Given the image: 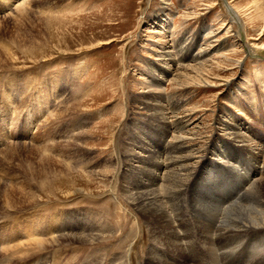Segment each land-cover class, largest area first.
<instances>
[{
    "label": "rangeland",
    "instance_id": "rangeland-1",
    "mask_svg": "<svg viewBox=\"0 0 264 264\" xmlns=\"http://www.w3.org/2000/svg\"><path fill=\"white\" fill-rule=\"evenodd\" d=\"M209 41L224 52L209 63L218 87L171 85L174 69L214 55ZM254 43L264 45V0H0V264H164L166 255L176 264H264V228L222 232L227 209L264 180V153L231 130L264 151V50ZM145 95H160L167 121L137 102ZM193 149L183 188L162 196L177 231L175 246L163 247L125 189L136 178L163 184L171 161ZM131 153L129 166L159 154V165L142 163L155 175L131 174ZM67 166L74 178L114 172L69 196L83 186L65 179ZM34 237L65 244L6 254Z\"/></svg>",
    "mask_w": 264,
    "mask_h": 264
},
{
    "label": "bare ground",
    "instance_id": "bare-ground-1",
    "mask_svg": "<svg viewBox=\"0 0 264 264\" xmlns=\"http://www.w3.org/2000/svg\"><path fill=\"white\" fill-rule=\"evenodd\" d=\"M30 3V2H29ZM23 5V4H22ZM25 5V4H24ZM24 6L20 7V13H24L27 14V16H29L28 14V8L26 10V8L23 10ZM211 8V7H210ZM238 8V7H237ZM231 9V8H230ZM32 10V9H31ZM238 10L240 11L241 15H243V12L238 8ZM232 11V10H231ZM34 12V11H33ZM234 12V11H233ZM12 15V14H11ZM22 15V14H21ZM232 15V14H231ZM235 17H233L235 20L236 19H240V15L239 13L234 14ZM12 17V16H11ZM8 18V17H7ZM225 27H228V32L226 37H231L233 36V33L231 32V30L233 29L231 27V25L227 22L224 23ZM210 31V30H209ZM209 37L212 38L214 37L213 32H211L209 34ZM254 39V38H251ZM257 41V39H255ZM208 46H213L212 42L209 41L207 42ZM107 45V44H106ZM253 45L255 46H259V48H261L262 50H264V45L260 46L256 43H254ZM213 47H218V49L213 53L214 55H210V59H206V54L205 52H201L198 57L197 60L193 61L195 64L191 65H183L180 66L179 64V68L174 69V71L172 72L173 76L171 79V85L175 86V87H185V86H195V87H200V86H212V87H218V82L215 83L214 81H209V73L211 71L212 66L209 64L211 62L214 61L215 58L218 57V54H220L221 52H223L220 48L221 46L218 45V43H216V45H214ZM178 48V47H177ZM208 47L205 46V49H207ZM170 53V52H166ZM224 53V52H223ZM222 53V54H223ZM234 53L236 54V52L233 50V55ZM221 54V55H222ZM179 55V54H178ZM219 55V56H221ZM183 57V56H182ZM228 56L225 55L222 57V59H226L227 60ZM167 60V59H166ZM210 67V68H208ZM171 69V68H170ZM210 69V70H209ZM165 72V71H164ZM208 74V75H207ZM147 84V83H146ZM220 86V85H219ZM160 87V86H159ZM175 89V88H173ZM160 90V89H159ZM161 92V91H160ZM151 93V92H150ZM156 95V94H155ZM160 95L157 96H152L149 97L148 95H145L142 97V99L137 98V102L139 101L141 103L142 106H144V110L147 113H151L152 116L156 117V118H160L161 121H167L169 119V116L167 114V110H166V106L164 105V103L162 102V100L159 98ZM141 100V101H140ZM136 101V100H135ZM184 105V104H183ZM187 117V116H186ZM54 118V117H53ZM190 119V118H189ZM115 121L114 119L112 120V122ZM111 122V123H112ZM119 123V122H118ZM170 123V122H169ZM123 124V123H122ZM166 124V123H165ZM168 124V123H167ZM175 124V123H174ZM112 125H114V123H112ZM50 126V125H49ZM61 127V126H60ZM236 127V126H235ZM46 128V127H45ZM238 128V126H237ZM116 129V128H115ZM177 129V128H176ZM46 130V129H45ZM83 130V129H82ZM173 130V129H172ZM232 131H236L235 129H231ZM245 130V129H243ZM179 131V130H178ZM230 131V130H229ZM180 132V131H179ZM232 132L233 136H235L234 139H238L239 142L245 143L247 144V147L250 149H254L256 151H259L260 154L264 153L263 150H261L259 147H254L255 145H253V143L249 140L248 137H246L244 134H240L237 132ZM246 133V132H245ZM83 135H85L83 133ZM190 135V134H189ZM120 137V136H119ZM192 140L193 142H195L196 138L193 136V138H189V140ZM45 140V139H44ZM116 140V139H115ZM152 140V139H151ZM187 138H182V136L180 137V139L178 141L183 142L186 141ZM188 140V141H189ZM114 141V140H113ZM114 143V142H113ZM231 144V142H230ZM26 145V144H25ZM45 145V144H44ZM182 147L179 148V150H184L185 145L181 144ZM18 146V144H17ZM20 146V145H19ZM41 146V145H40ZM172 146V145H170ZM257 146V145H256ZM42 147V146H41ZM175 148V146H172ZM191 147V146H190ZM189 147V149H190ZM171 148V147H170ZM16 149V148H15ZM159 149V148H158ZM4 150V149H3ZM17 150V149H16ZM39 150H41L39 148ZM191 150L190 152H188V156H186L185 158H178L175 160L171 161V165H174V168L171 169L168 172H165L163 175V179L165 180L163 184H159V185H154L151 183H146V184H142L138 178H136L137 180V184L136 186L133 184V188L132 189H125V193L124 195L126 196L125 199H127L129 202V204H131V206L135 207L136 211L139 213V215L142 216V218L146 219L150 225V227L152 228V230L155 233H158L162 238H160L161 242L163 243V247H174L176 242H175V235L177 233L176 229H175V225H173L174 223H172V218L170 219V211H168L167 206L165 205L162 196L163 194L166 192H170V191H174L177 189H180L185 182L188 180V178L190 177L191 171L193 170L194 166L193 164L190 163L191 160H193L194 158L198 157V150ZM42 151V150H41ZM151 151V150H150ZM16 152V151H15ZM252 152V151H251ZM14 153V152H13ZM174 153V150L173 152ZM9 154V153H7ZM148 154V153H147ZM14 155V154H13ZM12 155V156H13ZM125 155V154H124ZM123 155V156H124ZM128 155V154H127ZM171 155V154H170ZM143 156V155H142ZM159 154H149V158L146 159V157L141 158L139 160V163L137 166H129L128 162L129 159L134 157V153L130 154V156L128 157L127 160V168L128 171L131 172V174H135L136 176L138 174L141 173H149L150 170L147 168H144V166H142L143 162H146L147 160L150 161L151 163H148L149 165L153 164H158V162H153L154 159L156 161L160 160L158 158ZM181 156V155H180ZM3 157V156H2ZM120 157H122L120 155ZM175 157V156H174ZM4 158V157H3ZM14 158V157H13ZM115 158V157H114ZM124 158V157H123ZM127 158V157H126ZM162 158V157H161ZM172 158V157H171ZM6 159V158H5ZM12 159V158H11ZM4 160V159H3ZM59 160V159H58ZM115 160V159H114ZM170 160V158H169ZM9 161V160H8ZM188 161V164H184L185 162ZM7 162V161H6ZM65 162V161H64ZM63 162V164H64ZM131 162V161H130ZM166 162V161H164ZM66 163V162H65ZM161 163V162H160ZM141 164V166H140ZM156 166V165H155ZM169 166V165H168ZM120 167V166H119ZM123 167V166H121ZM142 167V168H141ZM170 167V166H169ZM168 167V168H169ZM68 171L69 176L65 179H68L69 181L72 180L75 182V185H79L78 182H81V189L75 187L74 190H72L69 193V196H73L78 192H83L85 190H97L102 182L108 181V178L110 176H112L114 169L112 168H108L106 170H104V173H100L95 175L96 178L90 177L87 175L86 176H82L81 177H77L74 178L73 176H70L72 173H74V168H69L68 166L65 167ZM80 170V169H79ZM159 170V169H158ZM123 171V170H122ZM167 171V170H166ZM125 172V171H124ZM150 173H154V172H150ZM142 175V174H141ZM154 174H151V176H154ZM120 176V175H119ZM84 177H87L86 179H88L87 181L84 179ZM116 177V175H115ZM140 178V177H139ZM254 178V177H253ZM124 179V178H121ZM100 181L99 184H97L96 181ZM114 180V178L112 179ZM83 181V182H82ZM162 181V180H161ZM114 186H113V190L112 192H119V188L118 185L120 183V179L117 177L115 178L114 181ZM112 183V182H111ZM84 184H87L86 186ZM103 184V183H102ZM101 184V185H102ZM113 184V183H112ZM186 186V185H185ZM86 187V188H85ZM226 187V186H225ZM83 188V189H82ZM125 188V187H123ZM129 188V187H128ZM183 188V187H182ZM102 189V188H101ZM108 190V189H107ZM86 192V191H85ZM92 192V191H91ZM95 192V191H94ZM97 193V191H96ZM108 193V192H107ZM82 194V193H81ZM90 194V193H89ZM105 194V193H104ZM110 194V193H109ZM107 194V195H109ZM117 194V193H116ZM164 194V195H165ZM177 194V193H176ZM113 195V194H112ZM115 195V194H114ZM113 195V196H114ZM123 195V194H122ZM101 196V195H100ZM116 196V195H115ZM198 196V195H197ZM245 203L244 204H235L233 205V202L231 205V207H229L227 209V211L225 212V218H224V228L222 230V232L226 233V234H246L247 231L250 230H257V229H261L264 228V180H257L255 181L254 186H252L249 191L248 194L245 195ZM80 197V196H79ZM112 197V196H111ZM168 197V196H167ZM118 198V197H117ZM120 198V197H119ZM113 199V198H112ZM122 199V198H120ZM168 199V198H166ZM179 199V198H178ZM201 199V198H200ZM50 200V199H49ZM123 200V199H122ZM125 200V201H127ZM199 200V199H198ZM213 200V199H212ZM175 201V200H173ZM179 201V200H177ZM207 201V200H205ZM224 201V200H223ZM230 201V200H229ZM7 205L9 206H14L13 203L10 200H7ZM37 202V201H36ZM127 203V202H126ZM174 203V202H173ZM194 203V202H193ZM228 203V202H227ZM230 203V202H229ZM36 204V203H35ZM121 204V203H120ZM179 204V203H178ZM181 204L182 201H181ZM127 205V204H126ZM185 205V204H184ZM183 205V206H184ZM202 205V204H201ZM212 205V204H211ZM224 205V204H223ZM31 206V205H30ZM128 206V205H127ZM180 206V205H179ZM186 206V205H185ZM20 207V206H19ZM18 207V208H19ZM194 207V206H193ZM199 207V206H197ZM196 207V208H197ZM15 208V207H14ZM122 208V207H121ZM125 208V207H124ZM176 208V207H175ZM187 208V207H186ZM185 208V209H186ZM192 208V207H191ZM195 208V207H194ZM6 209V208H5ZM10 209V208H9ZM199 209V208H198ZM11 210V209H10ZM16 210V209H14ZM180 210V209H178ZM187 210V209H186ZM4 211V210H3ZM6 211V210H5ZM13 211V210H12ZM126 211V210H125ZM130 211V210H129ZM133 212V211H132ZM188 212V211H187ZM193 212V211H192ZM182 213V212H181ZM180 213V214H181ZM127 215V214H126ZM133 215V213H132ZM131 215V217H132ZM172 216V215H171ZM186 216V215H185ZM190 217V215H188ZM199 216V214H198ZM130 217V218H131ZM2 218V217H1ZM188 218V217H187ZM197 218V216H196ZM128 219V217H127ZM139 219V218H138ZM141 219V218H140ZM129 220V219H128ZM127 220V221H128ZM200 220V219H199ZM132 221V220H130ZM143 221V220H142ZM180 221V220H179ZM186 221V219H185ZM129 222V221H128ZM145 224V223H143ZM186 224V223H185ZM191 224V223H190ZM189 224V225H190ZM63 226H65L63 224ZM187 226V225H186ZM177 227V226H176ZM184 227V226H183ZM204 228V227H203ZM209 228V227H208ZM60 229V228H59ZM125 229V228H124ZM187 229V228H186ZM212 229V228H211ZM49 230V229H48ZM143 231V229H142ZM152 231V232H153ZM52 232V230H51ZM131 232V231H130ZM206 232V231H205ZM204 232V233H205ZM221 232V233H222ZM252 232V231H251ZM125 233V232H123ZM142 233V232H141ZM200 233V232H199ZM223 234V233H222ZM151 235V234H150ZM159 236V237H160ZM179 236V235H178ZM210 236V235H209ZM208 236V237H209ZM218 236V235H217ZM225 236V234H224ZM143 237V236H142ZM145 237V236H144ZM245 237V236H244ZM34 241L33 242H29L25 241L22 242L18 245H11L9 248H5V252L6 254L8 253H17V252H21L23 254H27L33 252V251H45L49 248H53L55 246L61 247L60 245L65 244L62 239L59 240H49V239H45L44 237H34ZM66 239V238H65ZM77 240V239H76ZM81 240V239H79ZM100 240V239H99ZM233 240V239H232ZM231 241V240H230ZM236 241V240H235ZM241 241V240H240ZM155 242V241H154ZM243 242V241H242ZM241 242V244H242ZM82 243V242H81ZM258 243V242H257ZM9 244V243H8ZM209 244V243H208ZM207 244V245H208ZM232 244V243H231ZM254 244V243H253ZM1 245V244H0ZM6 247V246H5ZM153 247V245H152ZM212 247V246H211ZM230 247V245H229ZM253 247V246H252ZM60 249V248H58ZM229 249V248H228ZM258 249V248H257ZM264 249V248H263ZM262 249V250H263ZM59 251V250H58ZM172 251V250H171ZM227 251V249H226ZM235 251V250H234ZM57 252V251H56ZM183 253V252H182ZM185 253V252H184ZM230 253V252H229ZM228 253V254H229ZM151 254V253H150ZM155 254V253H154ZM143 256V255H142ZM153 256V255H152ZM160 256H162V254H160ZM141 257V256H140ZM251 257V256H250ZM261 257V256H260ZM18 258H22V257H18ZM16 258V259H18ZM161 258V257H160ZM164 264H176L177 261H174L172 258H174L173 256H168L166 255V257H164ZM177 258V257H176ZM264 258V257H263ZM13 259V258H11ZM142 260V259H141ZM141 262V261H140ZM143 262V261H142ZM219 262V261H218Z\"/></svg>",
    "mask_w": 264,
    "mask_h": 264
}]
</instances>
